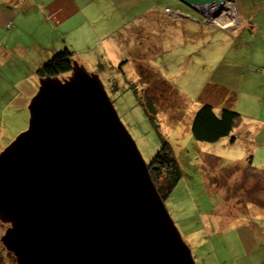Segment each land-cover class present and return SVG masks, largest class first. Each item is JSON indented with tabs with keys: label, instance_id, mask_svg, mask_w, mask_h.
Returning a JSON list of instances; mask_svg holds the SVG:
<instances>
[{
	"label": "water",
	"instance_id": "obj_1",
	"mask_svg": "<svg viewBox=\"0 0 264 264\" xmlns=\"http://www.w3.org/2000/svg\"><path fill=\"white\" fill-rule=\"evenodd\" d=\"M27 109L0 151V240L17 264H196L97 72L75 59L40 77Z\"/></svg>",
	"mask_w": 264,
	"mask_h": 264
},
{
	"label": "rangeland",
	"instance_id": "obj_2",
	"mask_svg": "<svg viewBox=\"0 0 264 264\" xmlns=\"http://www.w3.org/2000/svg\"><path fill=\"white\" fill-rule=\"evenodd\" d=\"M240 6L237 4V9ZM8 7L19 12L17 22H11V28L6 29L0 24V151L26 129L29 118L27 105L38 87L39 78L35 70L52 54L49 49L45 52L37 50L34 44L45 39V42L41 41L42 45L50 47L61 42L62 48L64 44L59 34L75 24L71 21L64 23L51 38L45 35V24L48 23L35 14L33 4L13 0ZM165 7L169 10L165 11ZM197 7L194 11L181 0H141L131 9L134 13H128L132 16L129 20L114 23L110 19L100 25L96 19L90 43L94 42L93 46L100 48L99 55L81 52L74 60L82 63L88 72L99 74L119 118L147 163L160 146V136L169 142L182 176L164 199L165 207L190 247L195 263L215 264L213 260L209 261L207 253L214 238L211 236V241H208V237H203L205 226L212 222L215 207L219 209L223 198L217 195L215 187L210 192L204 186V176L209 179L216 174L218 183H228L230 174L238 171L233 167L236 159L246 155V151L240 152L241 145L246 148L251 143L245 139L247 135H241L244 140H236V147L228 149L222 148V142H228L229 137L215 142L198 141L191 134L190 123L201 103H230L233 97L228 94L231 91L238 95L247 94L249 85L241 80L243 76H239V71L233 67L230 50L221 52L224 47L217 37L221 23L207 21L209 14ZM140 9L142 14L138 13ZM179 9L189 15L194 14L192 23L187 22L185 13L181 15ZM169 11L179 14L174 16ZM227 13V10L221 12ZM210 17L218 15L214 16L212 12ZM225 20L230 23L227 30L242 24L234 13ZM126 22L127 25H123ZM121 23L122 26H116ZM41 56L43 59L38 63ZM99 64L103 69H98ZM147 99L154 105L160 134L145 117L140 105V101ZM234 110L256 124L258 132L254 139L263 141L264 125L260 119L264 120V114L255 117ZM245 118L238 127L246 123ZM209 154L221 159H214ZM259 213L262 220V212ZM260 219L250 221L259 225ZM245 220L246 217L243 218ZM6 227L0 222V238ZM203 240L207 242L203 243ZM0 264H17L1 240Z\"/></svg>",
	"mask_w": 264,
	"mask_h": 264
},
{
	"label": "crops",
	"instance_id": "obj_3",
	"mask_svg": "<svg viewBox=\"0 0 264 264\" xmlns=\"http://www.w3.org/2000/svg\"><path fill=\"white\" fill-rule=\"evenodd\" d=\"M139 1L141 0H25L33 4L35 14H39V18L48 23L45 24V31L47 30L45 35L51 38L55 37V31L64 23L68 24L70 21L75 23L68 28V31L59 34L63 40V47L71 49L74 58L81 55V52L96 57L99 55L100 48L93 46L94 42L90 43L93 22L96 19L99 20L100 25L110 19L114 23L119 20H129L128 18L132 16L128 13H134L131 9L136 7ZM12 2L13 0H0V24L6 29L11 28V22L16 21L18 17L19 10L8 7ZM230 4L233 5L234 14L242 24L235 29H217L220 33L217 37L224 47L221 52L229 49L232 53L233 67L239 71V76H243L241 80L248 82V93L238 95L231 91L228 94L233 97L230 103L227 101L224 104L213 105L211 101L205 102L212 103L216 110L228 106L257 117L258 114H264V0H230ZM237 4L241 5L239 9ZM142 12L141 9L138 11L139 14ZM192 17L194 14L190 13L185 19L192 23ZM122 23L116 26L120 27ZM127 23L123 25L126 26ZM193 25L196 26L197 23ZM73 38H76V41H72ZM41 41L34 46L44 52L49 49V53H53L61 45L60 42L49 47L42 45ZM42 59L41 56L38 63ZM260 120L264 125V120ZM244 122L246 123H242L241 127H238L239 124L233 131L236 138L234 141L231 142L229 138L228 142H222V148L228 149L236 147L234 145L236 140H244L241 135H247L245 139L250 140V147L243 148L241 145L240 152L246 151V155L236 159V163L241 166L237 167L235 163L236 166L233 167L238 171H233L228 183L225 184L218 183L214 173L209 179L204 176L203 180L204 186L210 192L215 187L217 195L223 198L219 209L215 207L213 225L212 222L206 225L205 236H202L203 239L208 237V241H211V236L212 239L214 238L207 253L209 261L213 260L215 264H264V140L257 142L254 139L258 128L255 123H250V118L246 117ZM209 155L214 159H221L216 155ZM214 180L216 181L213 182ZM259 212H262V220L259 218L261 216ZM244 217H246L245 221H243ZM251 219L254 221L260 219L261 223L257 225L251 222ZM206 242L203 240V243Z\"/></svg>",
	"mask_w": 264,
	"mask_h": 264
},
{
	"label": "trees",
	"instance_id": "obj_4",
	"mask_svg": "<svg viewBox=\"0 0 264 264\" xmlns=\"http://www.w3.org/2000/svg\"><path fill=\"white\" fill-rule=\"evenodd\" d=\"M168 8V7H166ZM74 52L68 47L60 48L47 57L35 70L38 78L43 76H64L70 72ZM100 67L103 69L101 64ZM117 89V87H114ZM145 117L159 133L155 121V108L153 103L147 99L140 101ZM236 112L233 108L224 106L218 110L207 102L201 103L192 115L190 131L194 139L203 142H215L224 137L234 141L233 131L241 124L245 116ZM160 134V133H159ZM169 142L160 136V146L151 160L147 163L151 179L162 196L167 198L175 184L182 176L181 169L171 150Z\"/></svg>",
	"mask_w": 264,
	"mask_h": 264
},
{
	"label": "bare ground",
	"instance_id": "obj_5",
	"mask_svg": "<svg viewBox=\"0 0 264 264\" xmlns=\"http://www.w3.org/2000/svg\"><path fill=\"white\" fill-rule=\"evenodd\" d=\"M223 6L226 9H228L226 5H223ZM200 8L203 9L206 12V14L207 13L209 14V16H208L210 18L209 21H215V22L221 23L222 26H228V24H230V23L227 24V21L225 20L226 19V14H221L220 16H218L216 18H211L210 17L211 13L217 10V7L216 8L215 7L212 8V6H209V5H201ZM230 9H231V7H230ZM215 15L216 14H214V16Z\"/></svg>",
	"mask_w": 264,
	"mask_h": 264
},
{
	"label": "clouds",
	"instance_id": "obj_6",
	"mask_svg": "<svg viewBox=\"0 0 264 264\" xmlns=\"http://www.w3.org/2000/svg\"><path fill=\"white\" fill-rule=\"evenodd\" d=\"M223 5H226L227 6V11H229V14L228 15H226V17L228 18L229 16H231L234 12V8H233V5L232 4H230V0H225L223 3H222ZM209 6H212V8L213 7H217V10L216 11H214V14H216L215 16H219V15H221V12L224 10V9H219V5L218 4H215V3H213V4H211V5H209ZM230 7H231V9H230ZM198 9V8H197ZM231 11H230V10ZM226 11V10H225ZM177 14H179V12L177 13ZM180 14L181 15H183L184 13L183 12H180ZM185 16L186 17H188V14L187 13H185ZM209 20H210V18H209ZM209 20H207V21H209ZM212 22H215V21H212ZM216 24H219L218 22H215ZM222 25V24H221ZM218 27H220L221 29H226L227 27L226 26H218ZM227 30V29H226Z\"/></svg>",
	"mask_w": 264,
	"mask_h": 264
},
{
	"label": "built area",
	"instance_id": "obj_7",
	"mask_svg": "<svg viewBox=\"0 0 264 264\" xmlns=\"http://www.w3.org/2000/svg\"><path fill=\"white\" fill-rule=\"evenodd\" d=\"M164 10L165 11H168L169 9L168 8H165ZM169 12L172 13L174 16L177 15V13H175V12H171V11H169Z\"/></svg>",
	"mask_w": 264,
	"mask_h": 264
}]
</instances>
